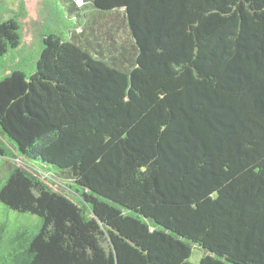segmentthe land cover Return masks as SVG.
Returning a JSON list of instances; mask_svg holds the SVG:
<instances>
[{"label": "trees", "instance_id": "1", "mask_svg": "<svg viewBox=\"0 0 264 264\" xmlns=\"http://www.w3.org/2000/svg\"><path fill=\"white\" fill-rule=\"evenodd\" d=\"M66 1L130 38L45 32L0 72V203L38 217L0 220V264H264V0Z\"/></svg>", "mask_w": 264, "mask_h": 264}, {"label": "rangeland", "instance_id": "2", "mask_svg": "<svg viewBox=\"0 0 264 264\" xmlns=\"http://www.w3.org/2000/svg\"><path fill=\"white\" fill-rule=\"evenodd\" d=\"M66 0H0V21L19 15L22 27V44L10 52L0 61V72L8 73L13 68H29L39 55L42 34L56 32L71 38L74 34L83 42L92 29L93 34L106 42L115 34L119 41L124 42L130 38L129 28L122 11L116 13H95L89 8L86 11L87 19L93 20L90 30L82 35V26L75 27L76 18L70 17ZM82 3L81 0L78 1ZM25 14H21V12ZM93 16V17H92ZM80 18V17H79ZM82 18V17H81ZM86 40V39H85ZM67 180V178H65ZM38 217L22 214L14 210H6L0 203V220L8 223V228L13 229L22 223H32ZM203 255L202 250L194 248L191 261L198 263Z\"/></svg>", "mask_w": 264, "mask_h": 264}]
</instances>
